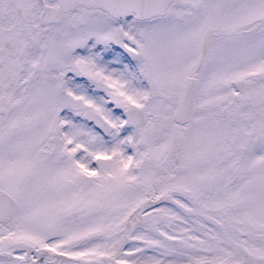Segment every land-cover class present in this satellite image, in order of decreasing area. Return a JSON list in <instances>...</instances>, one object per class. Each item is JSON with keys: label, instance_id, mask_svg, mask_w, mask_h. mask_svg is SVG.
<instances>
[{"label": "snow or ice", "instance_id": "snow-or-ice-1", "mask_svg": "<svg viewBox=\"0 0 264 264\" xmlns=\"http://www.w3.org/2000/svg\"><path fill=\"white\" fill-rule=\"evenodd\" d=\"M0 264H264V0H0Z\"/></svg>", "mask_w": 264, "mask_h": 264}]
</instances>
